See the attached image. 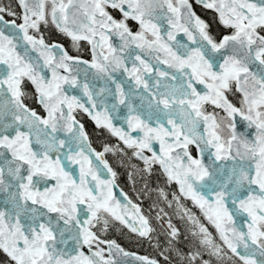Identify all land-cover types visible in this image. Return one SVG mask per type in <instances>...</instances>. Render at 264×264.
I'll use <instances>...</instances> for the list:
<instances>
[{
  "label": "snow or ice",
  "instance_id": "1",
  "mask_svg": "<svg viewBox=\"0 0 264 264\" xmlns=\"http://www.w3.org/2000/svg\"><path fill=\"white\" fill-rule=\"evenodd\" d=\"M195 2L226 31L213 35L190 0H15L20 12L0 5V251L11 264H118L115 257L133 254L101 239L110 219L141 237L153 232L139 205L123 192L126 203L117 198V173L104 158L117 149H93L78 110L142 161V177L159 166L178 185L177 212L193 225L184 252L180 229L167 223L179 264H211L205 254L264 264V0ZM42 25L76 49L87 42L91 59L46 43ZM122 109L126 128L114 123ZM158 195L168 201L163 189Z\"/></svg>",
  "mask_w": 264,
  "mask_h": 264
},
{
  "label": "rangeland",
  "instance_id": "2",
  "mask_svg": "<svg viewBox=\"0 0 264 264\" xmlns=\"http://www.w3.org/2000/svg\"><path fill=\"white\" fill-rule=\"evenodd\" d=\"M0 5L10 6L14 11L20 12L21 10L17 7L15 0H0ZM41 34V33H40ZM117 149L115 152H108L106 153L108 157L112 158L113 160L121 161V166L125 169L127 177L130 178L131 184L129 186L131 191L138 197H141L142 200H146V210L150 214V217L154 221V231L150 237L145 239L148 240L147 243H143L145 240H140V242H132L128 239L129 235H125L124 225L120 223L114 225L113 223L115 220H111L108 225V229L106 232L99 231L101 234V239H112L115 241L120 240L121 242H125L128 246H133L134 243H139L138 247L141 248L142 251H147L144 254L146 256L152 257L154 259H159L162 257V260L166 264H179V258L177 257L175 251H172L171 254L168 251V234H167V223L169 220L178 228L181 232V238L178 242V247L187 252L190 248L193 247L192 244V236L191 230L193 229V225L191 222L187 221V217L184 219L180 218V215L177 212V203L173 200V195L179 196V189L178 191H170L168 188L169 183L166 180V177L162 174H157L153 169L151 175H144L143 177L139 174V169L143 167L142 161H138L135 157L132 156L129 150H126L127 154H122L119 152V148H123L124 146H120L118 144L115 145H108ZM103 150V149H102ZM118 164V163H117ZM134 176L135 179L133 180L131 177ZM147 185V188L145 187ZM155 185V187H154ZM159 189H163L168 194V201L172 202V206L169 207V211L167 212L166 203L168 201H164L162 198L159 197L158 191ZM188 200L190 204H188ZM166 202V203H165ZM155 203V205H154ZM179 203L184 206V208L188 209L191 214H193L205 227L208 228L209 232L212 233L213 237L219 243V237L216 231H214L209 223L204 221V216L200 209L193 204L190 199H185L184 197H180ZM160 209H163V212H160ZM155 210V212L153 211ZM198 210V211H197ZM169 213V214H168ZM159 217H162L165 220L163 223ZM164 224V225H163ZM100 226H98L99 228ZM104 235V236H103ZM106 235V236H105ZM108 235V236H107ZM108 237V238H105ZM113 237V238H110ZM119 238V239H118ZM118 242V241H117ZM147 244V245H144ZM105 251L107 252V246L104 245ZM164 255H161V253ZM169 256V260L165 261L164 256ZM230 255V253H229ZM205 259H211V264H220L216 257H209L207 254L204 256ZM0 264H11V262L6 259L2 254H0Z\"/></svg>",
  "mask_w": 264,
  "mask_h": 264
},
{
  "label": "trees",
  "instance_id": "3",
  "mask_svg": "<svg viewBox=\"0 0 264 264\" xmlns=\"http://www.w3.org/2000/svg\"><path fill=\"white\" fill-rule=\"evenodd\" d=\"M199 6H200V9H198L197 7H196V9L198 10V12L202 16H204L208 20L209 29H210V31H211V33L213 35H217L218 33L225 32L226 31L223 28V26L220 25V23L218 21V16H217V14L214 11L208 10V9H204L201 5H199ZM49 26H50V28L45 29L46 35L44 36L48 41H50V42L58 41V42L63 43L65 45V47L67 48L68 52L71 55L81 56V57H89V55H90V46H88L85 42H81V47L79 49H76L74 47H72L70 49V48H68V38H66L62 33H60L53 25H49ZM26 91H28V93L31 96L33 90H32V88H31L30 85L27 87ZM27 102L30 104V106L36 108V110L39 113H41L42 115H44L43 109L38 104H36L34 100L29 99ZM75 114L84 121V119L80 116L79 112L78 113H75ZM86 127H87V129H88V131L90 133L92 143L95 145V147L98 150H102L105 145H115V144H118L120 146H123L122 142L121 141H118V138H116L115 136L111 135V133L108 132L107 129L98 128L97 126H90V124H88L87 122H86ZM129 152H131V150H129ZM108 159L110 161V164H111L112 169L117 173V175L120 176V174H121V176H123L125 178H129L126 175L125 169L121 166V161L118 160V162H117V160H115V159L113 160L110 157H108ZM155 168L157 170H160L161 171V169L159 168V166H156ZM156 173H157V171H156ZM157 174H159V173H157ZM160 175H161V173H160ZM128 181L130 182V178L128 179ZM168 186H169L168 188L170 189L171 192L172 191H175L176 192L179 189L178 188V185H176L174 183L169 184ZM154 187H155V185H154ZM132 195L136 199H138L139 202H142L143 203V201H144L143 210L146 213V215L148 216V219L150 220V225H151V227L153 228V231H154V225H153L154 224V221L150 217V214L146 210V200H142L141 197L136 196L134 193H132ZM168 200H169V198H168ZM188 204H190L189 200H188ZM154 205H155V203H154ZM166 207H168L167 210H166L168 212L169 211V206H168L167 203H166ZM153 211L155 212V210H153ZM203 219H204V221L206 223H209L205 218H203ZM160 220L163 223H165V220L162 217L160 218ZM113 224L116 225V226H117V224L120 225L119 221H115ZM209 225L215 231L214 227L210 223H209ZM123 227H124L123 229H124V231L126 233L125 235H127V236L129 235L128 239L131 240L132 242H140V240H145L143 243H147L148 242V240L145 239L147 237H141V236H139L138 233H134V232L130 231V229L128 227H126V226H123ZM152 233L150 234V236L152 235ZM98 234H101V233L98 232ZM105 238H108V237H105ZM110 238H113V237H110ZM117 241L119 243H121L122 246H124L128 250L136 251V252L141 253V254H144L145 252H147V251H142L141 248L138 247V244L139 243H134L133 246H128L127 244H125L124 241L123 242H121L120 240H117ZM144 245H147V244H144ZM0 254H2L6 259H8L10 261V259L7 257V255L5 253H3L2 251H0ZM156 260H159L160 262L166 264L162 260V257H159V259H156Z\"/></svg>",
  "mask_w": 264,
  "mask_h": 264
},
{
  "label": "water",
  "instance_id": "4",
  "mask_svg": "<svg viewBox=\"0 0 264 264\" xmlns=\"http://www.w3.org/2000/svg\"><path fill=\"white\" fill-rule=\"evenodd\" d=\"M193 11H194V10H193ZM5 19L8 20L6 17H5ZM45 41H46V39H45ZM46 43H49V42L46 41ZM49 44H59V45H62V46H63V49H65L64 45H63L62 43H60V42H53V43H49ZM65 50H66V49H65ZM57 51H59V49H57ZM82 59H85V58H82ZM117 76L119 77V73H117ZM71 94H73V95H77V96H81V93H80L78 90H71ZM82 99L86 100V98H83V97H82ZM125 112H126V110L122 109V110H121V113H120V117H119L118 119L114 120V123L116 124V126H118V127H125V128H126V124H125V122H124V115H125ZM76 119H77L81 124L84 125V123H83L81 120H79L77 117H76ZM84 129H85L86 133L88 134V138H89V140H90V142H91L90 135H89V133H88V131H87V129H86L85 126H84ZM61 137L63 138V134H61ZM91 146H92V148L95 149L97 152H102V151H103V150H99V151H98V150L95 148V146L92 144V142H91ZM156 147H157V150H158V145H157ZM197 151H198V150H197ZM198 155H199V154H198ZM104 158H105V159L107 160V162H108V159H107V157H106V153H105ZM205 158H206V154H205ZM93 161H94V163H96L95 158H93ZM206 162H207V161H206ZM108 164H109V162H108ZM73 167L76 169V173L78 174V166H73ZM101 168H102V166H101ZM101 176H102V178H110V177L108 176V173H107L106 170H102V172H101ZM116 185H117V187L114 189V191L116 192L117 198L120 199L122 203H126V201H124L123 196L121 195V192L126 193L127 196H128V198L131 199L133 203L139 205V207H140L141 210H142L141 205H140L138 202H136V201H135V200H134V199H133L128 193H127V191H126V190L120 185V183L117 181V179H116ZM142 213H143V215H145L144 212H143V210H142ZM237 226H238V227L243 226L242 221H241L240 219L237 220ZM117 244H119V243H117ZM119 245L124 249L125 252H128V253L133 254V255H132V256H129V257H123V256H117V257H115V258L117 259V261H118V264H139V262L136 261V260L134 259V257H135V256H143V255H141V254H139V253H136V252H133V251H130V250H126L121 244H119ZM150 259H152V258H150ZM158 264H163V263H161V262L158 261Z\"/></svg>",
  "mask_w": 264,
  "mask_h": 264
},
{
  "label": "flooded vegetation",
  "instance_id": "5",
  "mask_svg": "<svg viewBox=\"0 0 264 264\" xmlns=\"http://www.w3.org/2000/svg\"><path fill=\"white\" fill-rule=\"evenodd\" d=\"M190 3H192V8H193V10L195 11V13L202 19V20H204L207 24H209L208 23V20L204 17V16H202L199 12H198V10L196 9V7L198 8V9H200V6H199V4L198 3H196L195 2V0H190ZM213 11V10H212ZM5 17L8 19V20H12V19H16V17H9V16H7V15H5ZM17 22L19 23L20 21L19 20H17ZM48 28H50V26L48 25V26H41V35H43V36H45L46 35V31H45V29H48ZM82 42H84V41H82ZM86 44H87V42H85ZM63 44V43H62ZM64 45V44H63ZM88 45V44H87ZM65 46V45H64ZM88 46H90V45H88ZM73 46H72V44H71V41L68 39V48H72ZM66 48V47H65ZM67 49V48H66ZM68 51V50H67ZM69 53V52H68ZM70 54V53H69ZM71 55V54H70ZM73 56H75V55H73ZM80 58H85L86 60H90L91 59V47H90V55H89V57H81V56H79ZM79 112V114H80V116L84 119V121L81 119V118H79L75 113H74V115L79 119V120H81L83 123H84V126L86 127V122L88 123V124H90V126H96V124H95V122L86 114V113H84V112H82V111H77L76 113H78ZM86 129H87V127H86ZM87 131H88V129H87ZM88 133H89V131H88ZM89 135H90V133H89ZM90 138H91V136H90ZM117 138V137H116ZM118 141H120L119 139H118ZM91 142H92V140H91ZM93 144V143H92ZM94 145V144H93ZM95 146V145H94ZM96 148V147H95ZM97 149V148H96ZM98 150V149H97ZM99 151V150H98ZM190 151H191V153H192V155L194 156V157H198V151H197V149H196V147L193 145V146H190ZM147 154V153H146ZM106 156H107V154H106ZM108 158V157H107ZM109 160V159H108ZM139 161V160H138ZM110 162V161H109ZM111 165V164H110ZM154 170H156L157 171V173H161V171L160 170H157L156 168H154ZM155 171V172H156ZM116 179H117V181L120 183V185L127 191V193L136 201V202H138L141 206H142V208H143V204H144V201H143V203L142 202H139V200L138 199H136L133 195H132V191H131V189H130V187L131 186H129L130 184H131V181L129 182L128 181V179L129 178H125V177H123V176H121V174H120V176L119 175H117V177H116ZM125 226V225H124ZM110 240H112V239H110ZM117 242V241H116ZM117 243H119V242H117ZM119 244H121V243H119ZM122 245V244H121ZM136 252V251H135ZM141 254V253H140ZM145 255V254H144Z\"/></svg>",
  "mask_w": 264,
  "mask_h": 264
}]
</instances>
